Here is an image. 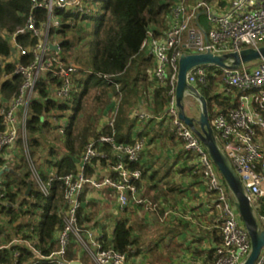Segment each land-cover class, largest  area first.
Returning <instances> with one entry per match:
<instances>
[{
  "label": "built area",
  "instance_id": "built-area-1",
  "mask_svg": "<svg viewBox=\"0 0 264 264\" xmlns=\"http://www.w3.org/2000/svg\"><path fill=\"white\" fill-rule=\"evenodd\" d=\"M222 1L226 3L225 7L221 5ZM33 5L47 9V20L40 22L31 12L24 26H18L13 32H4L11 51L2 63L15 65L13 72L4 74V78L18 74L22 83L16 95L8 100L2 98L0 108V249L24 245L34 256L58 264H73V261H81L83 255L91 260L86 264H128L129 254L134 251L132 245L124 252L113 246H104L92 229L80 223L81 195L87 186L96 191H108L121 210L128 208L131 202L150 213H156L163 207L159 201L138 195L137 182L142 171L131 167V163L140 161L146 139L136 138L133 144L115 140V99L104 114V126H110L112 133L102 135L98 140L90 138L77 160L76 173L61 174L56 166L47 163L49 155L34 157L30 145L29 119L31 105L36 99L46 103L41 120L49 123L53 138L65 136L73 114V93L79 67L68 61L62 51V37L58 33L61 22L56 8L79 13L83 17L97 8L98 3L95 0H33ZM202 12L207 15L208 28L200 23ZM21 34L30 35L28 44L18 39ZM52 45H59V49ZM262 45L264 0H174L166 18V28L158 35L150 28L142 44L154 57V65L150 68L153 86L169 87L168 102L165 109L156 115L145 101H141L133 108L132 116L138 122L151 118L164 120L183 149L195 155L197 167H194V172L201 174L210 196L209 209L216 216L222 235V242L215 245V260L211 264H244L252 251V240L235 198L227 194L228 186L206 146L180 118L176 98L179 59L183 52L212 51L221 55ZM23 57L28 60L23 62ZM210 74L219 86L215 94L233 105L228 110L216 106L213 120L209 116L210 124L220 147L238 173L259 226L264 230V58L251 69L246 63L236 69L199 65L189 70L187 80L191 85L192 82L206 85ZM42 80L45 81V95L40 93ZM64 105L65 108L62 107ZM66 118L68 123H64ZM51 143L59 145L57 140ZM104 145L109 147L103 149ZM20 163L26 164L35 189L46 201L53 194L55 182L59 181L65 188L63 202L57 207L61 219L54 236L57 248L51 252H46L41 246V239L34 230L27 231L26 235L17 233L14 226L22 219L16 222L2 208L13 205L19 209L26 198L24 193L17 203L11 202V194L18 192V188L12 182L14 177L7 173L15 169L21 173L17 168ZM88 167L93 168L91 174L87 172ZM170 213L166 209L161 220ZM69 251L77 254V259L67 261ZM14 257V264H19L21 251L16 250ZM254 264H264V245Z\"/></svg>",
  "mask_w": 264,
  "mask_h": 264
},
{
  "label": "trees",
  "instance_id": "trees-1",
  "mask_svg": "<svg viewBox=\"0 0 264 264\" xmlns=\"http://www.w3.org/2000/svg\"><path fill=\"white\" fill-rule=\"evenodd\" d=\"M95 1L98 3L97 8L83 17H80L79 13L60 8H56L55 11L60 16L61 26L58 33L62 37V51L68 61L79 67V76L76 79V89L73 93V114L66 127L65 136L57 140L59 145L51 144L49 138L45 136L52 133L49 123L41 120L46 103L42 99H36L31 105L29 132L33 156L45 157L49 155L50 158L46 159L47 163L56 166L61 174L77 172V160L85 151L90 138L98 140L102 135L112 133L110 126L100 127L99 124L113 98L116 101L113 113L116 141L133 144L137 137H148L152 141L158 137L168 138L172 142L177 140L171 132L170 126L166 125L164 120L151 118L139 123L132 116L133 108L141 104V101H145L156 115H159L167 106L169 87L157 88L153 86L154 81L150 68L154 65V57L142 47V44L150 28L154 29L155 35L160 34L166 28V18L174 0ZM221 5L225 7L226 3L222 1ZM31 12L40 22L48 18L47 9L43 6L34 7L33 0H0V93L5 100L18 93L22 77L12 74L11 78H4V74L13 72L15 67L13 63H2V59L8 56L11 51V45L4 37V32H13L18 26H24ZM199 20L205 28L209 27L207 15L203 12L200 14ZM91 25L92 28H90ZM76 30H82V32L87 30L88 38L82 44V49L77 50L74 55L72 50L81 40L80 36L76 34ZM18 39L28 44L30 35L21 34ZM35 41L36 39L33 40V42ZM21 60L26 62L28 58L23 57ZM44 85L45 81L42 80L39 86L42 95L46 93ZM198 85L197 90L207 101L210 119L216 115L214 105L224 110L233 106L228 100H221L218 95L212 93V87L217 83L211 74L208 84ZM92 88L97 90L93 106L90 111L84 112V97ZM1 106L2 102L0 101V108ZM99 109H101L100 113H98ZM137 125L142 128L134 132ZM49 137L51 138V135ZM108 147V145H104L102 148L107 149ZM181 157L186 164L182 170L189 169L191 171L192 168L187 167V162L195 159V155L184 150L180 153ZM1 163L0 160V165ZM131 167L139 168L142 171V177L137 182L140 187L143 180L147 178L155 180L159 177L162 179V175L170 174L169 171L171 167L173 168V164L163 174H160L159 169H155L152 174H149L150 167L147 163L132 162ZM193 167H197V164ZM87 172L91 174L93 168L88 167ZM7 174L14 177L15 182H12L18 188V192L11 194V202L17 203L24 195L29 183H32L29 177L30 172L27 169L25 173H19L15 169ZM16 193H20V196ZM64 193V186L57 181L54 183L53 194L46 201L33 185L29 196L23 199L19 209L13 205L2 208L16 222L22 219L14 226L17 233L26 235L27 231L34 230L41 239V246L46 252H51L57 248L54 236L57 227L61 224L57 207L63 202ZM81 198L84 199V196ZM153 200L160 202L157 198H153ZM160 211L163 212V209ZM86 219L91 221L93 214L86 215ZM82 222L80 219V223ZM214 222L215 218H212V223ZM143 227L144 225L141 228ZM135 230L136 227L130 225L125 215L121 214L115 220L112 237L109 238L104 229L101 242L104 246H113L120 251H127L129 245H137L141 241V237L133 235ZM211 233L215 245L220 244L222 235L219 233V228L214 227ZM48 244L49 247L46 248ZM215 245L213 249L207 251V262L212 263L215 260ZM16 250H20L22 253L19 264H58L56 261H48L34 256L32 251L24 245H12L0 249V264H14ZM204 252L199 251V254ZM72 259H74V254L69 251L66 260L71 261Z\"/></svg>",
  "mask_w": 264,
  "mask_h": 264
},
{
  "label": "crops",
  "instance_id": "crops-1",
  "mask_svg": "<svg viewBox=\"0 0 264 264\" xmlns=\"http://www.w3.org/2000/svg\"><path fill=\"white\" fill-rule=\"evenodd\" d=\"M112 102L109 104V106L112 104ZM105 121V117L101 118L99 124L100 127L104 126ZM165 124L168 125L166 122ZM141 128L142 126L137 125L134 129V132ZM145 139L146 148L139 162L147 163V165L150 167L149 174H152L155 169H159L160 174H163L173 164V168L171 167V170L169 171L170 174L162 175V179L159 177L155 180L147 178L143 180L141 186L138 187V195L152 200L153 198H157L160 200V202L163 201L162 203L165 204L161 208L163 209V212H161L159 209V211L156 213H150L133 202H131L128 208L121 210L116 200L110 198L108 191H96L88 186V188H86V190L81 195V197L84 196V199L81 198L82 212H80V219L83 221L81 224L86 228L92 229L100 240L103 237L104 229L107 231L109 238H111L113 227L115 226V220L121 214H124L128 219L129 224L136 227L133 235L135 237H141L139 244H131L134 251L130 252L129 254L128 264H147L153 259L150 258L153 256L152 254L157 257L159 254L157 251L161 249L163 251V253H161H166L167 256L162 255L161 257L160 253V262L166 261L167 258L169 262H171V259H178L176 257L179 254L181 256V253L185 251V249H183L184 245L180 239L181 234H179V232L181 233L188 231L189 234L194 233L195 237L197 236V239L195 240L197 246L194 247L192 251L193 253L191 254V256L194 258L189 257L192 258V261L188 264H211V262L206 261L207 251L213 249L215 245L211 231L214 227H218L220 233V227L216 216L211 214L209 209L210 196H208L206 192V186L202 181L201 174L194 172L193 165L196 164L195 159L192 161L188 160L187 167H191L192 169L191 171L189 169L186 170L188 177H182L181 174L186 172L182 170V168L186 167L184 159L182 157L180 158V153L184 151L182 144L179 141L177 142V140L176 143L171 144L170 140L164 137H158L155 141H152L148 137ZM48 140L50 143L52 142V139ZM160 142H165V145H167L166 148L161 147L162 145ZM148 154H157L156 157L163 158H158L156 160H154V158L149 159ZM175 168L178 170H175ZM149 182L155 184L153 187H157H151L148 185ZM108 199L110 201V205L106 203L108 202ZM166 209H169L171 213L167 218L161 220V217ZM90 213L93 214V219L88 221L86 219V215ZM152 217L157 220L156 223H163V232L161 224L159 227V233L157 234V236H159L156 239H149L148 237L146 238L144 236L146 229L152 225V223H150ZM212 218H215L214 223H212ZM169 224H171V226L168 233H164V229ZM143 225L144 227L141 228ZM154 239L157 241L154 242ZM199 251L205 252L199 254ZM84 258L90 260L88 256L83 255L81 258L83 263H90L86 262ZM74 259H77V254L74 255ZM176 264H187V262Z\"/></svg>",
  "mask_w": 264,
  "mask_h": 264
},
{
  "label": "water",
  "instance_id": "water-1",
  "mask_svg": "<svg viewBox=\"0 0 264 264\" xmlns=\"http://www.w3.org/2000/svg\"><path fill=\"white\" fill-rule=\"evenodd\" d=\"M59 49V45H52ZM264 58V45L258 48H244L240 52L234 51L225 54H214L212 51L203 53L183 52L179 59L178 80L176 86L177 105L180 108V118L183 119L198 135L206 146L212 160L218 167L228 188L233 193L235 204L244 220L252 240V251L244 264H254L264 245V230L259 226L253 212V206L244 191L241 179L236 172L227 154L220 147L215 132L210 124L207 101L200 94L196 87L188 83L187 74L192 68L213 64L230 69L239 68L242 64ZM191 93L198 102L199 116L188 115L185 110L184 97ZM3 172V171H2ZM32 190V183H29L25 192L27 197ZM20 204V203H19ZM73 264H85L82 261H73Z\"/></svg>",
  "mask_w": 264,
  "mask_h": 264
},
{
  "label": "rangeland",
  "instance_id": "rangeland-1",
  "mask_svg": "<svg viewBox=\"0 0 264 264\" xmlns=\"http://www.w3.org/2000/svg\"><path fill=\"white\" fill-rule=\"evenodd\" d=\"M212 1H214V0H212ZM93 25V24H92ZM92 25L90 26V28H92ZM76 34H78L79 36H80V38H81V40L77 43V45H76V47L72 50V52H73V54L75 53V52H77V50H81L82 49V44L86 41V39L88 38V31L87 30H84L83 32H82V30H76ZM75 55V54H74ZM2 61H4L3 59H2ZM258 62H259V60H256V61H252V62H248V63H246V66L249 68V69H251V68H253L254 66H256L257 64H258ZM215 68V66L212 68V69H214ZM192 84L195 86V87H197V86H199L198 85V83H196V82H192ZM219 89V86L218 85H214L213 87H212V93L214 94L217 90ZM96 89L95 88H92L91 90H89V92L86 94V96L84 97V104H83V106H84V112H88V111H90L91 110V108H92V106H93V99H94V96H95V94H96ZM2 94L0 93V101L1 102H3L2 100V96H1ZM184 104H185V110H186V113L188 114V115H191V116H194V117H198L199 116V110H198V102L195 100V98L190 94V93H186V95H185V97H184ZM216 107V105H214V108ZM101 112V109H99V112L98 113H100ZM68 113V112H67ZM212 120H213V117H212ZM64 123H68V119L66 118L65 120H64ZM80 126H81V124H80ZM49 135H51V138L49 137ZM49 135H45L46 137H48L49 139H52L53 141L54 140H59L58 138L56 139V137L55 138H53V133H49ZM220 140V139H219ZM161 143V147H163V148H166V146L167 145H165V142H160ZM170 143L171 144H174V143H176V142H171L170 141ZM220 143H222L221 142V140H220ZM157 155V154H156ZM156 155L154 154V155H149L148 154V158L150 159V158H154V160H156V159H158V158H163V157H156ZM36 157V156H35ZM38 157V156H37ZM166 158V157H165ZM17 168L18 169H20V171L22 172V173H25V171H27V166H26V164L25 163H20L18 166H17ZM175 170H178L177 168H175ZM182 175V177H188V173H187V171L185 172V173H183V174H181ZM30 180L32 181V183H33V185H34V188L36 187V185H35V182H34V180H33V177L31 176V174H30ZM187 179V178H186ZM148 185H150L151 187H153V185H155V184H152V182H149V184ZM157 187V186H156ZM156 187H153V188H156ZM226 192H227V194L229 195V196H231V197H233V193L230 191V189L228 188V187H226ZM108 205H110V201H109V199H108V202H106ZM154 217V216H153ZM151 218V222L150 223H152V225L150 226V227H148L147 229H146V233H145V237L147 238H149V239H153V238H157L158 236H157V234L159 233V227H160V225L162 224V232H163V223H161V222H158V223H156L157 222V220L156 219H154V218ZM152 219H154V220H152ZM170 226H171V224H169L165 229H164V233L166 232V233H168V231H169V229H170ZM195 227V226H194ZM191 229V228H190ZM163 233V234H164ZM162 234V235H163ZM179 234H181L180 235V239L182 240V244L184 245L183 246V249H185V251L184 252H182L181 253V256H180V254L176 257V258H178V259H171L170 261L171 262H169L168 261V258H167V260L166 261H164V262H160V259L161 258H159L160 257V253L162 252L163 253V251H162V249L161 250H159V251H157V252H159V254H158V256L156 257L154 254H152L153 256H151L150 258L152 259L151 261H147L148 263L147 264H171V263H183V262H187V264L188 263H190L192 260V258H194V257H192L191 256V254L193 253L192 251H193V249H194V247H196L197 245H196V242H195V240L197 239V236L195 237V234L193 233H191V234H189L188 233V231H185V232H179ZM169 235H171V234H169ZM178 236V235H177ZM154 239V242H156L157 240H155ZM149 241V240H148ZM161 248H162V246H161ZM164 249V248H163ZM161 253V257H162V255H166L167 256V254L166 253H164V254H162ZM189 257H192V258H189ZM84 260L86 261V262H91V260H87L86 258H84ZM151 262V263H150Z\"/></svg>",
  "mask_w": 264,
  "mask_h": 264
}]
</instances>
